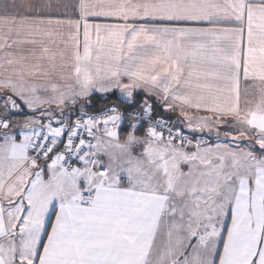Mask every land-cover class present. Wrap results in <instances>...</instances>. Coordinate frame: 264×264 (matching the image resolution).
Here are the masks:
<instances>
[{"label":"snow or ice","instance_id":"6c2138e0","mask_svg":"<svg viewBox=\"0 0 264 264\" xmlns=\"http://www.w3.org/2000/svg\"><path fill=\"white\" fill-rule=\"evenodd\" d=\"M0 264H264V0H0Z\"/></svg>","mask_w":264,"mask_h":264}]
</instances>
